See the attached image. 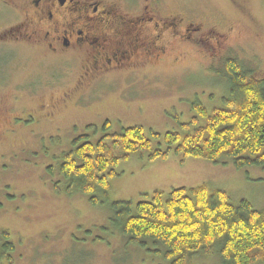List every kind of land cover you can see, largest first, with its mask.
I'll return each instance as SVG.
<instances>
[{
	"label": "rangeland",
	"instance_id": "rangeland-1",
	"mask_svg": "<svg viewBox=\"0 0 264 264\" xmlns=\"http://www.w3.org/2000/svg\"><path fill=\"white\" fill-rule=\"evenodd\" d=\"M152 1L155 10L160 7L165 15L185 18L182 27L200 30L193 36V42L177 43L171 38L172 44L167 45L163 60L139 71L136 83H128L123 103H132L134 112L132 115L117 112V118L109 116V134L127 127H141L146 135L150 132L181 135L185 132L183 125L192 119L197 118L198 126L201 125L203 121L196 108L201 106L207 111L219 108L227 94L228 83L217 73L226 58L246 66L251 78L264 79V0ZM0 16L4 17L2 12ZM206 37L215 41L201 43ZM21 49L16 79L28 75L26 80L30 82L37 79L43 82L24 83L27 97L33 93L37 107L41 104L51 107L56 102L60 107L61 101L56 99L67 94L63 91L68 83H46L56 71L47 67L53 63L42 55H32L28 46ZM4 54L0 49V60ZM16 84L11 83L10 87ZM11 89L0 96L3 110L5 103L10 105L11 98L7 96ZM27 108L34 111L30 104ZM7 117L2 120V127H8ZM38 119L39 116L33 115L34 121L22 122L23 129L15 123L14 127L19 129L9 131L8 136L0 132V235L7 233L14 247L10 260L2 259L0 264H168L148 250H162L161 247H154L149 241L147 249L130 245L109 222L112 203L135 205L150 200L156 191L166 195L172 189L205 185L227 194L232 204L244 200L253 209L264 210V166L236 169L225 158L218 163L192 157L183 159L172 150L164 159H149V150L120 159L114 176L108 178L107 196L97 192L93 195L97 202L93 204L91 195L78 190L68 192L58 168L62 155L73 150L72 143L77 138L87 136L95 141L102 131L89 133L82 124L70 126L69 120L44 125L45 121ZM101 124L94 121L93 127ZM83 141L80 139L77 145ZM191 264H221L219 250L195 257Z\"/></svg>",
	"mask_w": 264,
	"mask_h": 264
},
{
	"label": "trees",
	"instance_id": "trees-1",
	"mask_svg": "<svg viewBox=\"0 0 264 264\" xmlns=\"http://www.w3.org/2000/svg\"><path fill=\"white\" fill-rule=\"evenodd\" d=\"M217 73L228 83L223 104L211 111L198 106L203 122L198 126L194 118L184 124V134L146 135L141 127H127L101 134L95 141L77 138L58 168L68 192L91 195L95 204L94 194L107 196L108 178L114 176L119 160L144 150L151 151L149 159H164L172 150L183 159L218 163L225 158L236 169L264 166V79L251 78L250 70L232 58L224 59ZM80 139L84 141L77 145ZM110 209L111 226L128 244L147 249L149 241L162 250H148L168 264H191L195 257L210 255L214 249L219 250L221 264L264 263V210L257 211L244 200L232 204L220 190L202 185L172 189L166 195L156 191L150 200L135 205L115 202ZM7 238L2 232L0 260L9 261L14 251Z\"/></svg>",
	"mask_w": 264,
	"mask_h": 264
},
{
	"label": "flooded vegetation",
	"instance_id": "flooded-vegetation-1",
	"mask_svg": "<svg viewBox=\"0 0 264 264\" xmlns=\"http://www.w3.org/2000/svg\"><path fill=\"white\" fill-rule=\"evenodd\" d=\"M152 4V0H0L4 16H0V49L5 51L0 60V96L12 87L7 96L10 105L5 103L4 110L0 107V132L8 136L9 131L19 129L15 123L23 129L21 123L34 121V115L44 125L69 120L70 126L82 124L89 133L100 129L106 134L108 119L117 118L120 111L132 115V103H123L128 83H136L139 71L163 60L171 38L177 43L193 42L200 30L182 27L185 18L165 15ZM161 14L165 16L158 17ZM212 40L215 38L206 37L201 43ZM25 46L32 55H42L53 63L47 67L56 71L46 83H68L63 91L67 94L56 99L61 101L60 107L59 102L51 107L34 106L35 96L30 93L27 97L24 83L42 80L30 82L28 75L16 79L21 47ZM11 83L17 84L10 87ZM86 114L93 117L86 118ZM5 116L8 127H2ZM94 121L104 123L97 128Z\"/></svg>",
	"mask_w": 264,
	"mask_h": 264
},
{
	"label": "bare ground",
	"instance_id": "bare-ground-1",
	"mask_svg": "<svg viewBox=\"0 0 264 264\" xmlns=\"http://www.w3.org/2000/svg\"><path fill=\"white\" fill-rule=\"evenodd\" d=\"M229 81V80H228ZM28 125V124H27Z\"/></svg>",
	"mask_w": 264,
	"mask_h": 264
}]
</instances>
